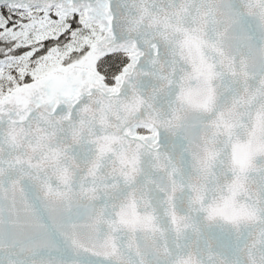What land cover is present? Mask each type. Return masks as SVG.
Masks as SVG:
<instances>
[{
	"label": "snow or ice",
	"instance_id": "1",
	"mask_svg": "<svg viewBox=\"0 0 264 264\" xmlns=\"http://www.w3.org/2000/svg\"><path fill=\"white\" fill-rule=\"evenodd\" d=\"M0 264H264V0H0Z\"/></svg>",
	"mask_w": 264,
	"mask_h": 264
}]
</instances>
